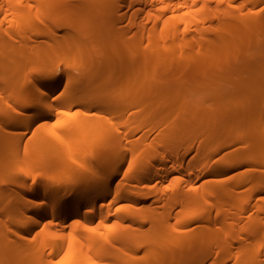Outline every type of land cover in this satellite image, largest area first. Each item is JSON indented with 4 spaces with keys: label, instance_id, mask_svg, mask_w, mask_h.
<instances>
[{
    "label": "bare ground",
    "instance_id": "bare-ground-1",
    "mask_svg": "<svg viewBox=\"0 0 264 264\" xmlns=\"http://www.w3.org/2000/svg\"><path fill=\"white\" fill-rule=\"evenodd\" d=\"M72 1L0 0V264H264V0Z\"/></svg>",
    "mask_w": 264,
    "mask_h": 264
},
{
    "label": "rangeland",
    "instance_id": "rangeland-1",
    "mask_svg": "<svg viewBox=\"0 0 264 264\" xmlns=\"http://www.w3.org/2000/svg\"><path fill=\"white\" fill-rule=\"evenodd\" d=\"M26 4L25 5H27V2H26V0H23ZM76 1V2H75ZM80 0H73L72 1V6H70L71 5V3L69 2L68 3V5L70 6V8L72 7L73 8V4H74V7L75 6H77L79 3H88L90 0H82V2H79ZM85 1V2H84ZM92 1H94V0H92ZM92 1H90V2H92ZM96 1H98V0H96ZM100 2H101V4H103L104 3V1L105 0H99ZM23 2V3H24ZM78 2V3H77ZM96 3V2H95ZM99 3V2H98ZM113 4V3H112ZM111 4V5H112ZM25 5H23V6H25ZM67 5V6H68ZM69 6L67 7V8H63V9H68L69 8ZM113 6V5H112ZM111 6H109V8H110ZM105 11H107L106 9H105ZM6 25V29H8L9 28V25L8 24H5ZM8 26V27H7ZM4 30H5V28H4ZM6 31V30H5ZM66 30L64 29H61V31L60 32H65ZM32 32V34H34L35 35V31L33 30V31H31ZM34 32V33H33ZM58 33H59V31H58ZM60 34H63V33H60ZM59 34V35H60ZM66 34V33H65ZM29 35H30V33H29ZM34 35H32V36H34ZM58 35V34H57ZM58 35V36H59ZM36 36V35H35ZM34 36V37H35ZM39 36V35H38ZM57 36V37H58ZM63 36V35H62ZM62 36H60V38L62 37ZM65 36V35H64ZM63 36V37H64ZM62 37V38H63ZM59 38V37H58ZM58 38H56V39H58ZM40 39H42V38H40ZM62 40V39H61ZM58 41V40H57ZM59 41H60V39H59ZM58 41V42H59ZM63 41V40H62ZM100 66H102L101 68H99V70H98V72L96 71V73H98L100 76L99 77H101L102 79L103 78H105V76H106V74L107 73H109L110 72V70L108 69V67L107 66H105V65H100ZM249 67H250V69L251 70H253V71H255V70H258V71H262L263 70V68L262 67H260L259 65H257L254 61H252V63H251V65H249ZM167 70H169V71H167ZM6 71V73H4V74H2L4 71H0V88H3V87H5V86H7L6 84H8V85H10L9 84V82L10 81H8L7 83L5 82V80L7 81V79L8 78H10L9 77V75H10V73H9V75L7 74V70H5ZM21 71H23V67L21 68ZM165 71H167L168 73V77H172L173 75V69H170V68H167ZM178 71H180L179 73H178ZM178 71H176V74H180L182 71H184V70H178ZM9 72V71H8ZM185 72V71H184ZM183 72V73H184ZM164 73V72H163ZM162 73V75H166V73H164L163 74ZM195 75H196V73H195ZM165 77V76H164ZM163 77V78H164ZM166 77H167V75H166ZM61 78H64V77H61ZM149 78H151V77H149ZM5 79V80H4ZM148 79V78H147ZM4 80V82H2ZM23 81H25L24 79H22ZM21 80V81H22ZM62 80L63 79H61L60 81L62 82ZM109 79H103L102 80V83H108V82H110V80L108 81ZM151 82L153 81V79H151L150 80ZM149 81V82H150ZM20 82V81H19ZM23 83H25V86L23 87V86H20V84L17 86V87H19V89L20 88H27V86L28 85H26V82H22V84ZM4 84V85H3ZM24 85V84H23ZM17 87H15V89H13L14 87H6L4 90H3V96H7V95H11V93L13 92L12 90H17V91H20L19 89H16ZM10 89H12V90H10ZM26 91V90H28V89H22V91ZM131 88H129V89H126V90H124V92L122 93V94H116L115 93V96H116V98H119V101L121 102V104L120 105H124V102L128 99V98H130V92H131ZM62 91V93H65L66 92V90L64 89V83L63 84H61L60 85V87H58L56 90H55V93H58V92H61ZM104 91V90H103ZM169 91H171V90H169ZM173 91H175L174 89H172V92ZM15 92V91H14ZM61 93V94H62ZM101 96H104V97H114V92H112V91H109V90H105L104 92H102V94H100ZM263 95V93L261 94L260 92H257V94H256V97L257 98H259V96H262ZM90 98H91V96H90ZM1 101H2V105L0 106V111H1V114L2 113H6V111L7 112H11L12 110L10 109V107H9V103H7L6 101H4V99H1ZM253 102V101H252ZM2 106L5 108V109H7L6 111L4 110V108H2ZM109 106H111V104L110 103H105V104H100V105H96V107L95 106H93L92 108H90V110L88 111V113H85L84 112V114H89L90 116H92V117H95V118H97V117H99V118H97V119H102V120H104V125H105V123H106V125H105V127L104 128H107V129H105V131H107V132H113V130L115 129V126L114 125H116V127L117 126H119V127H117V128H119V129H124L125 128V126L128 124V121L130 122V118H126L127 116H124V117H119V116H117V115H115V114H108V112H103V113H101V115H100V111H98L96 108L97 107H109ZM258 106V104H256L255 103V101L252 103V105H251V110L249 111V114L250 115H252V116H255V115H257V114H259V113H261L263 116H264V105H263V107H261V108H258L257 107ZM2 108V109H1ZM80 107H77V106H74L73 107V109L72 110H70V112L71 113H81L82 111L79 109ZM3 110L5 111V112H3ZM37 109L36 108H30V109H27V110H25V113H24V115H22L24 118H25V121H29V120H31L32 118H33V113L36 111ZM93 112H97V113H93ZM83 113V112H82ZM0 114V115H1ZM109 115H112V116H114L115 117V119H113L112 117H110ZM109 117H110V119H109ZM128 117H130V116H128ZM113 120H112V119ZM121 118V119H120ZM127 119V120H126ZM109 120H111L112 122L115 120L117 123L115 124V122L112 124V122L111 121H109ZM108 121H109V123H108ZM30 122V121H29ZM35 122V121H34ZM34 122H31V123H29V128L28 129H30V131L27 129V131H25L26 133H24V139H26V138H30L31 136H32V133H31V129L33 128V127H31V125L33 126V125H36V124H38V122L36 123H34ZM110 122H111V124H110ZM113 125V126H112ZM116 128V129H117ZM263 128H264V125H263ZM115 129V130H116ZM110 130V131H109ZM114 130V131H115ZM26 134V135H25ZM262 136H264V130H263V134H262ZM106 150H108L109 151V148H110V144L109 143H107L106 145ZM3 149V147L2 148H0V150H2ZM256 155H257V150H256V148L253 146V145H250L248 148H247V153L246 154H244L243 156H241L240 158H239V160L240 161H243V162H246V160H247V164H249V163H251L252 161L251 160H254L255 158H256ZM87 159H89L90 161L91 160H93V159H95V158H91V157H87ZM230 174H232V173H230ZM121 252H122V250L120 251V253H119V255H121ZM126 253V252H125ZM124 253V251H123V256L122 257H124L125 259H122L123 260V262H122V264H126L125 263V261H126V258H128V256H127V253L125 254ZM144 255V250H139V252H138V257L139 258H141L142 256ZM121 257V258H122Z\"/></svg>",
    "mask_w": 264,
    "mask_h": 264
},
{
    "label": "snow or ice",
    "instance_id": "snow-or-ice-1",
    "mask_svg": "<svg viewBox=\"0 0 264 264\" xmlns=\"http://www.w3.org/2000/svg\"><path fill=\"white\" fill-rule=\"evenodd\" d=\"M260 11H264V9H260ZM65 116H68V115H72V114H70V113H68V112H64L63 113ZM56 124H59L60 122L57 120L56 122H55ZM21 171H23V170H21ZM127 173H125V175H126ZM25 175H27V173H25ZM117 210H119V209H117ZM113 227H115V225H113ZM89 231H95V228L93 227V228H89L88 229ZM262 256H264V253H262ZM61 264H63V262H61Z\"/></svg>",
    "mask_w": 264,
    "mask_h": 264
}]
</instances>
